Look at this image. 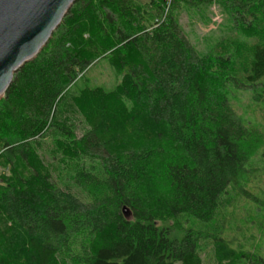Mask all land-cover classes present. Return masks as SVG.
<instances>
[{
  "label": "trees",
  "instance_id": "16d2710c",
  "mask_svg": "<svg viewBox=\"0 0 264 264\" xmlns=\"http://www.w3.org/2000/svg\"><path fill=\"white\" fill-rule=\"evenodd\" d=\"M187 1L75 0L15 72L0 99V264H264L225 233L264 139L230 97L264 78V0H224L255 42L210 57L179 23ZM102 58L116 86L78 88Z\"/></svg>",
  "mask_w": 264,
  "mask_h": 264
},
{
  "label": "rangeland",
  "instance_id": "374dc122",
  "mask_svg": "<svg viewBox=\"0 0 264 264\" xmlns=\"http://www.w3.org/2000/svg\"><path fill=\"white\" fill-rule=\"evenodd\" d=\"M168 2L170 6L172 0ZM177 16L190 41L200 53L209 57L212 56L211 53L217 54L222 48L225 51L227 47L229 51L231 47L236 48L238 43L251 45L255 42L250 34L232 28V20L224 0H188L186 4H180ZM120 78L121 74L110 60L102 58L90 67L85 76L78 81L77 87L89 84L100 85L110 90L116 86ZM230 97L234 109L244 122L264 131V78L254 87L232 88ZM263 145L264 139L259 145L261 149L256 148V154L249 160L250 168L244 175L247 176V182L240 181L246 192L231 189L233 204L229 216L227 215L225 219V233L234 243H244L248 248H253L264 255ZM40 154L45 161L51 163L49 148L43 146ZM8 172V167L0 165V178ZM203 254L205 264H212L209 253Z\"/></svg>",
  "mask_w": 264,
  "mask_h": 264
},
{
  "label": "water",
  "instance_id": "95a60500",
  "mask_svg": "<svg viewBox=\"0 0 264 264\" xmlns=\"http://www.w3.org/2000/svg\"><path fill=\"white\" fill-rule=\"evenodd\" d=\"M74 1L0 0V98L15 72L46 45Z\"/></svg>",
  "mask_w": 264,
  "mask_h": 264
}]
</instances>
